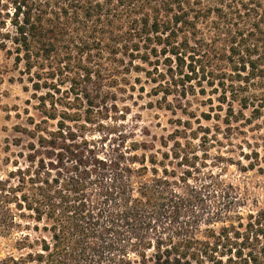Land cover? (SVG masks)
Here are the masks:
<instances>
[{
  "label": "trees",
  "instance_id": "1",
  "mask_svg": "<svg viewBox=\"0 0 264 264\" xmlns=\"http://www.w3.org/2000/svg\"><path fill=\"white\" fill-rule=\"evenodd\" d=\"M4 49L35 103L0 160V264H264V207L202 170L210 128L153 153L83 132L133 71L188 118L199 96L226 129L263 117L264 0H0Z\"/></svg>",
  "mask_w": 264,
  "mask_h": 264
},
{
  "label": "rangeland",
  "instance_id": "2",
  "mask_svg": "<svg viewBox=\"0 0 264 264\" xmlns=\"http://www.w3.org/2000/svg\"><path fill=\"white\" fill-rule=\"evenodd\" d=\"M21 69V65H14L12 54L5 49L0 50V160L10 150L17 149L10 144L18 136L13 127L34 114L32 105L35 102L31 99V90L24 88L29 87L25 78L20 81ZM124 76L125 79L111 89L112 94L93 108L91 121L84 122L83 132L87 140L96 146H103L107 152L118 144L129 145L134 141L146 143L147 153L156 150L164 152L167 148L162 146V140L167 141L170 133L179 127L178 120L180 123L190 120L193 129L199 124L202 128H210L203 147L198 151L207 164L202 170L220 174L226 182L238 188L249 204L264 207V116L256 120L232 122L231 127L226 129L216 117L213 118L217 110L212 112L211 120L201 116L202 112H208L205 97L199 96L190 103L183 101L186 112L195 115L188 118L181 108L176 107L175 111L168 109L167 104L172 97L163 100L160 94H155L153 83L146 81L143 73L133 71ZM171 103L178 104L175 101ZM198 134L202 136L203 129ZM194 142L198 143L197 140ZM204 148L207 155L201 150ZM143 151L138 149L136 153ZM12 245V239L0 238V259L8 254L16 255Z\"/></svg>",
  "mask_w": 264,
  "mask_h": 264
}]
</instances>
